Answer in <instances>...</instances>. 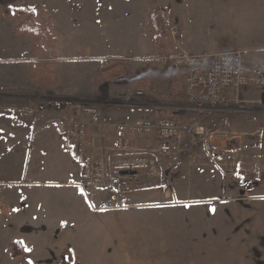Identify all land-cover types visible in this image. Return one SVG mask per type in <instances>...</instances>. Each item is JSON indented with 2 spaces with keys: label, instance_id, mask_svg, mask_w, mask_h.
<instances>
[{
  "label": "rangeland",
  "instance_id": "1",
  "mask_svg": "<svg viewBox=\"0 0 264 264\" xmlns=\"http://www.w3.org/2000/svg\"><path fill=\"white\" fill-rule=\"evenodd\" d=\"M26 9L32 11L28 13ZM155 10H159L157 18L150 17ZM161 15L163 24L158 29L156 22ZM179 20L184 28L188 24L195 27L198 20L196 34L208 45L203 55L239 51L246 62L264 67V0H0V129L3 130L0 182L16 183L0 185V264H71L72 261L70 250L59 255L52 242L47 244L43 235L33 232L37 228L31 227L30 220L42 216L44 208L32 203L31 195L16 180H11L14 167L10 164L15 160L12 157L22 156L21 152L27 148L11 142L16 138L12 113H18L23 123L34 126L33 131L38 130L34 134L40 131L36 129L40 126L50 128L53 134L57 133L59 121L76 115L75 111L81 114L87 109L98 110L101 115L111 107L126 106L122 102L127 90L134 89L145 92L139 103L145 104L144 109H159L160 113L155 112L159 118L187 119L186 113L166 108L184 104L177 93L181 90L180 76L175 75L176 81L170 78L174 58L171 57L183 53L177 48L182 44ZM170 26L177 27L174 37L166 31ZM157 31L158 42L165 44L157 45L167 47L166 53L155 49L153 39ZM35 60L37 74L32 78L31 61ZM105 63L120 69L116 80L103 78L102 73L110 67L105 68ZM6 104H12L15 109H5ZM125 109L131 111L127 112L128 116L140 117L132 108ZM220 111L228 117L254 114L261 121L264 89L239 95L236 104L230 102ZM217 113H201L205 117L192 113L189 121L207 125L211 130L218 125L212 118ZM7 156L11 157L10 162L2 164ZM248 178L252 183V174ZM47 195L59 202L61 208L56 213L70 221L68 227L74 237L83 238L87 246H95H91L94 250L89 254L93 256L79 264H264V240L257 237L251 238L250 247L245 249L246 242L239 238L241 247L237 257L223 255V249L231 247L219 242L229 229L216 220L218 205L211 204L203 210L197 205L175 201L171 206L144 210L132 207L104 216L103 209L94 212L88 203L90 211L82 207L81 197L74 190L50 191ZM175 208L183 210L179 212ZM144 228L148 237L142 234ZM155 228L161 235L153 242ZM184 236L188 238V258L176 257L180 252L177 248L185 245ZM161 238L164 241L160 243ZM13 242L23 246L24 253L19 258L11 257L8 252ZM152 244L155 251H150ZM62 246L74 244L69 240Z\"/></svg>",
  "mask_w": 264,
  "mask_h": 264
},
{
  "label": "crops",
  "instance_id": "2",
  "mask_svg": "<svg viewBox=\"0 0 264 264\" xmlns=\"http://www.w3.org/2000/svg\"><path fill=\"white\" fill-rule=\"evenodd\" d=\"M178 22L182 42L180 46H177L178 50L191 55L206 53L208 45L203 43L204 39L201 36L196 34V29L200 26L198 20H195V27L192 26V28L189 24L187 28H184L183 21L179 20ZM170 69L172 71L171 81H176L175 75L180 76V92H182V72H179L180 75L173 71L172 67ZM254 92L255 88L240 89L233 96L238 98L239 95L245 96L247 93ZM124 107H118L119 109L111 107L102 111L101 115L98 110L95 112L92 110L93 115L87 113L88 109L81 111V114L75 111L79 117L87 122V137L80 149H75L64 140L59 126L57 133L54 131L52 134L50 128L40 126L36 128L40 131L34 134L38 131H33L34 126L23 123L17 116L18 113H12L15 117V121L12 123H14L16 138L12 139L11 142L13 145H23L27 148L21 152L22 156L12 157L15 160L10 165L14 167L15 177L13 176L11 180H16L17 184L31 195L32 203L36 206L40 204L44 208L42 216L37 217L36 215L30 220L31 227L37 228V231L33 230L35 234L43 235L47 244L52 242L54 244L52 248L56 249L59 255L63 250H70L71 264L82 263L84 258L93 256V253L89 254L90 250H94L91 249V246L94 245L87 246L88 242L86 244L83 238L74 237V233L68 227L70 221L63 218L62 214L57 215L56 213L57 209L61 208L59 202L55 203L47 193L58 190H74L76 195L81 197V206L88 208L85 196L81 194V189L78 187L82 179L84 163L103 161L112 167L132 161L155 159L160 161L158 171L160 173L166 172L170 177L168 189H162L158 179H150L146 172H141L137 186L129 193L96 190L94 192L95 210H92L97 212L103 209L105 213L102 215L113 216V211L120 213L119 211L132 207L144 210L161 205L171 206L175 201L197 205L203 210L205 206L210 208V205L213 204L215 207L218 205L219 213L216 219L218 224H224L229 229L226 231L223 241H219L223 243V246L231 247V249H223V255L237 257L236 253L238 254V249L241 247L238 243L239 238L246 242L244 249L250 247L251 238L254 240L257 237L260 241L264 240V119L259 121L258 116L254 114L243 116L238 114L228 117V114L219 112L212 117L215 118V123L218 125L209 130L207 125L189 121L193 116L192 113H201L189 110L185 103L183 106L166 107L186 113L185 116H188V120L184 119L186 117L178 120L205 128L208 132V139L198 142L194 149L189 150L188 139L179 135L174 153L163 156L157 152L156 131H150L139 137L124 151L116 150V139L120 125L131 124L144 119L156 122L161 120L160 116L155 113H160L159 109L132 108L133 113L138 112L140 114V117L134 118L128 116L127 112L131 111L125 109L128 107ZM98 114L99 117H97ZM42 115L40 114L39 118H42ZM201 115L205 117V114ZM1 131L3 130L0 129V145ZM27 131L28 137L26 136ZM225 135H230V138ZM78 151L81 152V157H78ZM10 158V156L5 157L2 164L9 163ZM0 167H2L1 164ZM0 170H3V167ZM236 174L247 177L252 174V183L250 182L251 184L249 183L244 191L237 187ZM148 181L155 184L151 185ZM6 184L16 183L13 181L0 182V185ZM100 206L105 209L100 208ZM175 209L180 210L179 212L183 210L181 208ZM88 210L90 211L89 208ZM89 211L86 212L89 213ZM97 220L100 222L108 221L107 219ZM153 226L155 225L153 224ZM229 227L233 228L230 229ZM153 232V242H156L161 234L157 233L156 228L153 229ZM142 234L148 237L145 228ZM185 234H188L187 230H185ZM69 240L73 242L74 246H62L64 242ZM159 241L161 243L164 239L161 238ZM234 242L236 246H233ZM184 244L183 248H177L180 251L179 254L177 249L174 250L177 253L176 257L188 258V238H185ZM102 248L104 249L106 246H102ZM150 251H155L154 244H152ZM181 251L184 252L183 255H181ZM93 252L96 254L102 251ZM41 255L44 256L43 253Z\"/></svg>",
  "mask_w": 264,
  "mask_h": 264
},
{
  "label": "built area",
  "instance_id": "3",
  "mask_svg": "<svg viewBox=\"0 0 264 264\" xmlns=\"http://www.w3.org/2000/svg\"><path fill=\"white\" fill-rule=\"evenodd\" d=\"M166 31L171 37L178 33L176 26H170ZM171 58H173L172 69L183 74V95L186 101L185 106L189 110L208 114L219 113L228 103L236 104L237 97L233 94L240 89H264V67L246 62L239 51L205 55L182 53ZM144 94L142 90H127L125 102L123 101L122 104L129 108H142L145 104L139 103V100L144 97ZM94 112L87 111L89 115H93ZM59 127L64 140L75 149H80L87 137L86 120L78 114L67 116L59 121ZM150 131L157 132V152L163 156L174 153L179 135L188 139L189 150L194 149L198 142L208 139L205 128L189 122L172 118H164L157 122L144 119L119 126L116 150L124 151L133 141ZM186 152L188 153V150ZM77 155L81 157V152L78 151ZM159 165L160 161L155 159L132 161L112 167L103 161H89L82 166V179L78 187L90 208L95 210L93 202L96 190L129 193L137 186L141 172H146L150 178L158 179L162 189H168L169 176L166 172L158 171ZM236 178L237 187L240 189H245L250 183L247 176L236 174Z\"/></svg>",
  "mask_w": 264,
  "mask_h": 264
},
{
  "label": "trees",
  "instance_id": "4",
  "mask_svg": "<svg viewBox=\"0 0 264 264\" xmlns=\"http://www.w3.org/2000/svg\"><path fill=\"white\" fill-rule=\"evenodd\" d=\"M24 11L30 13L32 10L26 9ZM157 13H159V10L152 11L149 14V16L150 17L155 16ZM154 18H157V17L155 16ZM162 24H163V20H162V15H161L160 17H158L157 22H156V26L158 27V29H159V27L162 26ZM159 34H160L159 31H157L154 34L153 43H154L155 49L157 51H159L160 53H166V52L169 51V50H167V47H165V46L160 47V46L157 45V43L159 45L160 44H164L163 42H158L160 40V35ZM40 60H42V59H40ZM35 63H37L36 60L35 61H31V64H32L31 65L32 66V68H31V70H32L31 71V76H32V78H35V76L37 74V73H35V69H34V66H35L34 64ZM106 66H110V67L106 68ZM104 67L106 69L102 73V76H103V78L105 80L106 79L109 80V81L110 80H116L117 77L120 75V72H119L120 69L118 67H116V66L112 67V65L111 64H108V63H105L104 64ZM143 85L145 87V84H143ZM177 93H178V98H179L180 103H183V102L185 103V97H184L183 93L182 92H177ZM6 105L7 106L4 107L5 109H8V110L11 109V108H13L11 110H14L15 109L12 104H6ZM8 252L11 255V257H13V258H19V257H21L23 255L24 249H23V246L19 242H13L12 244L9 245V251ZM64 264H68V263H64Z\"/></svg>",
  "mask_w": 264,
  "mask_h": 264
},
{
  "label": "snow or ice",
  "instance_id": "5",
  "mask_svg": "<svg viewBox=\"0 0 264 264\" xmlns=\"http://www.w3.org/2000/svg\"><path fill=\"white\" fill-rule=\"evenodd\" d=\"M29 264H31V262H29Z\"/></svg>",
  "mask_w": 264,
  "mask_h": 264
}]
</instances>
